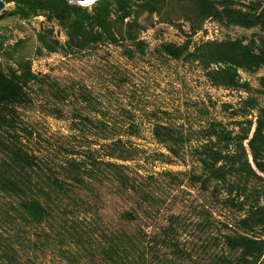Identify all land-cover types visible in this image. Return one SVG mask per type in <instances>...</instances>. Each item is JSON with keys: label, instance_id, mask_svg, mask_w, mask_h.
<instances>
[{"label": "trees", "instance_id": "1", "mask_svg": "<svg viewBox=\"0 0 264 264\" xmlns=\"http://www.w3.org/2000/svg\"><path fill=\"white\" fill-rule=\"evenodd\" d=\"M2 1L0 264H264V0Z\"/></svg>", "mask_w": 264, "mask_h": 264}, {"label": "rangeland", "instance_id": "2", "mask_svg": "<svg viewBox=\"0 0 264 264\" xmlns=\"http://www.w3.org/2000/svg\"><path fill=\"white\" fill-rule=\"evenodd\" d=\"M4 11H2V16L0 20V29L2 27H12L13 29V36L15 38H27L28 43L25 48V53L26 55L32 59V69L35 73H46L48 70L49 66H53L57 64L60 60V57L58 55H44L41 58H35L34 55V49L36 47V44L34 42V30L37 29L38 24L40 22L39 19L32 20L28 23H20L19 26L14 23L15 20H12L10 17L6 16L10 9H11V4H4ZM155 21V17H148L147 15H144L141 18V22L145 26H150L153 22ZM175 23H181L174 21ZM15 25V26H14ZM166 25H161L160 29V34H162V37L167 40V41H177L180 39V34L178 30L171 28V27H165ZM15 29V30H14ZM149 29V28H148ZM184 29L186 30L185 26ZM254 31H243L237 28H230V29H225L222 27H219L218 35L217 38L223 39L225 36L231 37V38H237V37H248L253 33ZM154 32L151 30H148L145 34H143L144 39L150 43V45H154ZM59 38V33L56 35ZM201 35H198L196 38H199ZM62 42V40H60ZM264 78V69H261L259 72H257L255 75H244L242 74L243 79H247L252 83L253 86L257 85V79L258 78ZM211 95H213L216 99L224 101V102H234L238 99L239 95L236 93H231V92H226L222 90H209L208 91ZM171 170H176V168H169ZM221 247V246H219ZM220 248H216L218 251Z\"/></svg>", "mask_w": 264, "mask_h": 264}, {"label": "built area", "instance_id": "3", "mask_svg": "<svg viewBox=\"0 0 264 264\" xmlns=\"http://www.w3.org/2000/svg\"><path fill=\"white\" fill-rule=\"evenodd\" d=\"M36 19H39L40 22L44 21V17L42 16H38L34 20ZM202 29L204 32V37H203L204 40H214L217 38L219 27L212 20H206L203 24ZM55 30L58 31L57 28H55ZM59 38L62 41L64 40V37L61 32H59Z\"/></svg>", "mask_w": 264, "mask_h": 264}, {"label": "water", "instance_id": "4", "mask_svg": "<svg viewBox=\"0 0 264 264\" xmlns=\"http://www.w3.org/2000/svg\"><path fill=\"white\" fill-rule=\"evenodd\" d=\"M62 1L66 2L69 5H76L79 7H87L86 4L92 5L97 0H62ZM4 6L5 5H4L3 1L0 0V18H1L2 11H4Z\"/></svg>", "mask_w": 264, "mask_h": 264}, {"label": "bare ground", "instance_id": "5", "mask_svg": "<svg viewBox=\"0 0 264 264\" xmlns=\"http://www.w3.org/2000/svg\"><path fill=\"white\" fill-rule=\"evenodd\" d=\"M86 6L88 7V6H90V4H86Z\"/></svg>", "mask_w": 264, "mask_h": 264}]
</instances>
